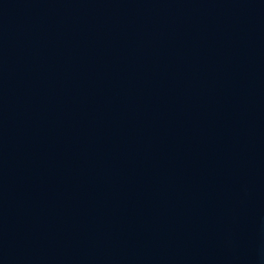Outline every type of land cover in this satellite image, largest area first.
<instances>
[{
	"label": "water",
	"instance_id": "1",
	"mask_svg": "<svg viewBox=\"0 0 264 264\" xmlns=\"http://www.w3.org/2000/svg\"><path fill=\"white\" fill-rule=\"evenodd\" d=\"M0 264H264V0H0Z\"/></svg>",
	"mask_w": 264,
	"mask_h": 264
}]
</instances>
